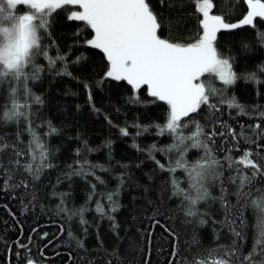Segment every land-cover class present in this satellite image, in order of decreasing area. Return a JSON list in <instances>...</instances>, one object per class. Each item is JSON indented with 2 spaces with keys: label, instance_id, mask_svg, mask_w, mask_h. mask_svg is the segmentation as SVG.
Returning <instances> with one entry per match:
<instances>
[{
  "label": "trees",
  "instance_id": "16d2710c",
  "mask_svg": "<svg viewBox=\"0 0 264 264\" xmlns=\"http://www.w3.org/2000/svg\"><path fill=\"white\" fill-rule=\"evenodd\" d=\"M196 1L167 0L170 7L160 9L165 24L162 38L170 34L169 20L177 18L179 31L188 42L202 32ZM211 2V14L232 9L227 15L230 23L240 21L249 10L244 0ZM152 3L159 8L157 0ZM73 8L65 5L57 9L48 32L42 33V45L49 56L55 58L59 54L64 60L50 66L47 58L38 55L34 64L41 71L35 79L31 78L34 68L26 69L30 77L27 87L42 103L26 101L23 83L13 81L19 102L28 104L24 109L28 119H0V142L14 144L15 150L25 153L19 158L22 165L33 163L35 169L40 164L39 153L35 161L29 153V126L47 145L46 163L51 165L40 169L39 178H35V171L30 175L21 168L12 182L19 184L23 179L27 187L7 188L0 184V264H24L25 257L38 264H192L196 259L221 258L234 246L239 248L240 256L249 255L259 234L260 213L251 205V197L240 203L236 195L238 184L231 183L230 178L242 166L230 169L225 157L236 159L244 151L264 156V128L255 127L264 125V40L259 38L264 33V19L254 17L253 25L217 33L219 50L224 58H230L237 79L229 85L214 74H205L201 79L222 90L225 101L235 98L247 114L240 115L238 109L220 103L221 96H214L211 102L222 111L210 113L205 107L195 118L207 124L206 131H225V126H230L236 133L243 131L247 139L214 137L211 148L221 162L223 174L218 180L209 178L206 185L210 196L197 204V215L188 216V202L174 194L171 183L175 178L180 187L188 189L187 174L183 169L167 171L180 155L175 150L159 151L175 143L171 134H157L156 125L165 124L169 106L150 96L146 86L133 90L127 81L105 78L108 61L100 49L86 43L93 37V30L83 21L69 20ZM28 11L27 7H20L16 14ZM171 31L174 33L176 28L173 26ZM65 66L71 75L60 74ZM253 73L256 79H248ZM133 97L139 102H132ZM10 107L8 83H4L0 85V116ZM49 124L57 129L56 133L49 134ZM144 127L147 131L142 130ZM121 129H127L128 135H123ZM193 130L189 125L183 131L187 135ZM138 131L141 134L137 135ZM152 145L157 150L150 153ZM12 156L10 149L4 163ZM203 156V149L189 148L184 159L194 163ZM81 165L85 174H73L80 171ZM244 172L251 175V169ZM249 189L253 193L264 189V176L258 174L244 190ZM222 192L234 206L230 218H235L236 223L232 227L242 238L236 237L225 223V210L219 199ZM109 194H113L118 205L115 211ZM98 204L104 209L103 215L97 211ZM201 220L205 223L201 224ZM174 251L178 255L174 256ZM254 258L257 264L264 261L259 250Z\"/></svg>",
  "mask_w": 264,
  "mask_h": 264
},
{
  "label": "snow or ice",
  "instance_id": "6c2138e0",
  "mask_svg": "<svg viewBox=\"0 0 264 264\" xmlns=\"http://www.w3.org/2000/svg\"><path fill=\"white\" fill-rule=\"evenodd\" d=\"M157 3L159 8L152 3V0H0V85L8 83L11 98V107L3 112L0 119L4 121L19 120L21 117L28 119L24 111L28 104L19 102L17 88L13 85V81L23 83L26 101L31 99L35 103H42L41 98L32 96L27 87L30 77L26 69L29 66L34 68L31 78L35 79L38 78L36 74L41 71L34 64V59L38 55L42 54L47 58L50 66H54L58 60H64V57L59 54L55 58L49 56L48 51L42 45V33L48 32L50 19L57 9L65 5H78L82 11H73L68 18L83 21L93 30V38L87 40L86 43L104 53L108 61L105 78L127 81L133 90L147 86L150 96L165 101L169 106L165 124L156 125L159 129L157 134L164 135L167 132L173 136L175 143L159 151L175 150L179 153L180 159L176 160L174 166L168 167L167 171L175 173L177 169H183L187 174L188 189L180 187L179 181L175 178L171 183L175 188L174 194L183 196L188 202L186 215L195 216L197 215V204L210 196L206 182L210 177L218 180L223 174L221 162L213 155L211 148V144L215 143L214 137L227 135L232 140H236L238 136L247 139L243 131L236 133L230 126H225V131L218 132L215 129L206 131L207 124L195 118L204 111L205 107L210 113L222 111L211 102L214 96L222 97V90L216 89L208 80L202 81L201 78L205 74H214L225 85L234 83L237 76L233 71L230 58H224L219 50L217 33L222 29L231 30L240 25H253L254 17L264 18V0H244L249 10L239 24L230 23L227 20V15L232 9L222 11L221 14H210L214 6L211 0H202V2L197 0V12L203 17L199 20L202 32L193 37L191 42H188L179 31L181 28L179 18L175 21L169 20L170 34L167 38H162L160 33L165 24L164 13L160 9L170 7V5L167 0H157ZM20 7H27L30 11L18 15L16 12ZM173 26L176 28L174 33L171 31ZM259 38L264 40V33H260ZM60 74L71 75L66 66ZM247 78L255 80V73ZM85 87L89 86L86 84ZM89 101H92L91 94ZM132 102L139 101L133 97ZM225 102L229 108L238 109L240 115L247 114L244 106L237 103L235 98L225 101L222 97L220 103ZM93 108L95 109L94 104ZM95 110L99 111V109ZM261 115L264 116V113ZM211 118L210 116L209 119ZM216 119L218 120V117ZM189 125H192L194 130L186 135L183 130ZM135 127L141 129L140 125ZM255 127L264 128V125L258 124ZM49 129V134L57 132L51 124H49ZM27 130L32 136L29 149L31 159L35 161L36 153H39L40 164L35 169L33 163L22 165L19 158L25 153L15 150L16 145L14 144L8 145L0 142V174L4 176L0 184L7 188L28 186L23 179L19 184L12 182L21 168L30 175L35 171V178H39L40 169L51 167L46 163L49 156L47 145L42 142L33 128L29 126ZM142 130L147 131V127ZM121 133L128 135L127 129H121ZM139 134H141L140 131L137 132V135ZM189 148L203 149L204 156L194 163H188L184 159V154ZM10 149L13 150V156L5 164L4 157ZM156 150L155 145L149 148L150 153ZM77 151L79 154V150ZM225 159L229 162L230 169L242 166L237 167V174L230 179L231 183L238 184L236 195L240 198V203L244 204L251 197V205L260 213L259 234L253 251L247 256H240L239 248L234 246L232 250L225 251L221 258L196 259L192 264H245V262L257 264L254 258L256 251L259 250L264 256V189H257L255 193L251 189L244 190L253 183V179L258 174L264 176V156H260L259 153L254 156L251 151H244L236 159L231 156ZM156 163L161 169H165V165L160 161ZM99 167L104 170L102 166ZM244 169H251V175L245 174ZM73 174H85L83 165L80 171ZM97 180L100 178L97 177ZM100 182L103 183L102 180ZM93 190H95V185H93ZM219 199L225 210V223L236 237L242 238V234L232 227L236 223L235 218H230L234 206L230 204L223 192ZM108 200L113 202L112 211H115L118 205H115L113 201V194L108 195ZM97 211L104 214V209L99 204ZM200 223L203 224L205 221L201 220ZM243 223L241 218L240 224ZM20 247L27 249V246L23 244H20ZM173 255H178V253L174 251ZM24 264H38V262L31 257H25ZM260 264H264V261H260Z\"/></svg>",
  "mask_w": 264,
  "mask_h": 264
},
{
  "label": "rangeland",
  "instance_id": "374dc122",
  "mask_svg": "<svg viewBox=\"0 0 264 264\" xmlns=\"http://www.w3.org/2000/svg\"><path fill=\"white\" fill-rule=\"evenodd\" d=\"M201 2H202V0H201ZM70 6H73L74 8L73 9H71L70 11H69V15L71 14V12H73V11H82V9H80L79 8V6L78 5H70ZM196 8H197V1H196ZM30 10V9H29ZM210 14H211V12H210ZM202 16V15H201ZM203 18V17H202ZM201 18V19H202ZM254 19V18H253ZM264 19V18H263ZM232 23H236V24H239V21H236V22H232ZM94 36V35H93ZM93 38V37H92ZM91 38V39H92ZM108 71V70H107ZM106 71V72H107ZM218 79V78H217ZM219 80V79H218ZM147 87V86H146ZM148 90V89H147Z\"/></svg>",
  "mask_w": 264,
  "mask_h": 264
}]
</instances>
